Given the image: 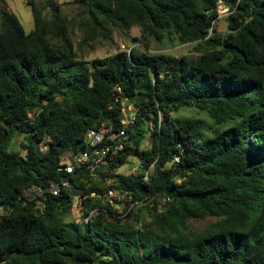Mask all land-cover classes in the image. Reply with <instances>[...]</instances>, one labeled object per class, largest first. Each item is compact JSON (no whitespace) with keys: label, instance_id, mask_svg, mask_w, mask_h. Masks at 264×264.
<instances>
[{"label":"trees","instance_id":"trees-1","mask_svg":"<svg viewBox=\"0 0 264 264\" xmlns=\"http://www.w3.org/2000/svg\"><path fill=\"white\" fill-rule=\"evenodd\" d=\"M82 1L86 40L139 27L196 43V54L86 61L59 14L46 21L29 2L35 26L26 33L1 6L0 206L10 210L0 219V264H264V0ZM220 6L227 34L216 30ZM125 99L137 119L114 160L94 173L85 164L62 171L66 154L87 150L90 129L120 126ZM193 107L220 129L205 137L200 122L171 116ZM131 157L141 172L119 174ZM52 183L60 193L38 215L24 192ZM111 191L149 202L120 212ZM76 194L88 222L65 221ZM154 198L169 200L151 207ZM145 211L149 224L124 223Z\"/></svg>","mask_w":264,"mask_h":264},{"label":"rangeland","instance_id":"rangeland-1","mask_svg":"<svg viewBox=\"0 0 264 264\" xmlns=\"http://www.w3.org/2000/svg\"><path fill=\"white\" fill-rule=\"evenodd\" d=\"M31 2L36 8L42 11V15L46 21L53 18L55 14H59L67 38L77 52L78 57L92 61L94 59H103L115 55L119 52H130L135 50L141 53H146L151 56L165 55L176 58L190 57L196 54V43H182L175 34L164 33L161 39L154 36H143L142 30L139 27H133L130 30L114 29L112 34L107 36H99L95 40L85 39V27L83 22L87 20V8L82 0H0L1 6H6L7 9L15 14L23 25L26 33L34 30V19L32 12ZM228 15L229 12L224 6L219 7V18L216 22V30L221 34L230 32L228 28ZM55 43V42H54ZM173 119L180 121L194 120L200 122L201 131L205 137L211 136L212 131L220 129L213 124L209 115L196 108H184L172 115ZM18 141L16 140L13 148H16ZM150 147V139L145 142L144 149ZM45 148L42 147V150ZM141 172L139 160L136 157H131L129 163L118 170L119 174L132 175ZM75 206L72 212L65 217L66 222H77L82 217V208L80 199L76 194ZM79 202V205L77 203ZM118 211H122L123 206H114ZM140 221L125 220L124 223L134 227H141L142 225L149 224L151 216L148 211L143 212L140 216ZM104 220H110L108 215L103 217ZM214 220L209 219L206 221H193L190 231L202 232Z\"/></svg>","mask_w":264,"mask_h":264},{"label":"built area","instance_id":"built-area-1","mask_svg":"<svg viewBox=\"0 0 264 264\" xmlns=\"http://www.w3.org/2000/svg\"><path fill=\"white\" fill-rule=\"evenodd\" d=\"M122 104V118L120 126L114 123H102L97 129H90L86 135L87 150L78 155L68 153L64 156L62 161V171L72 173L76 166L85 164L91 173H94L97 169H101L103 166L111 163L115 156L124 148V141L127 137V129L134 125L137 119V109L129 103L127 99L121 101ZM178 161V158H175ZM150 175V169L145 172L146 178ZM64 187H69L68 182L63 181ZM60 186L52 183L49 188H42L39 186H33L28 188L24 192V197L28 198L29 201H34L36 206L34 209L38 215H41L45 209L44 199L47 195H58L60 193ZM95 194H91V197H95ZM77 198V197H76ZM114 207L123 206L129 207L131 210L144 207L148 202L145 199H134L129 192L111 191L106 196ZM112 198L120 201L117 204ZM169 198L155 199L152 200L151 207L155 206V203H165ZM79 205V202L77 203ZM10 210V207L5 208L0 206V219L1 217ZM90 217H86L77 221V223L88 222Z\"/></svg>","mask_w":264,"mask_h":264}]
</instances>
